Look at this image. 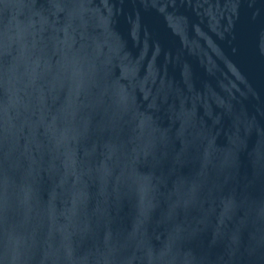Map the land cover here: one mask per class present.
Masks as SVG:
<instances>
[{
	"label": "water",
	"instance_id": "obj_1",
	"mask_svg": "<svg viewBox=\"0 0 264 264\" xmlns=\"http://www.w3.org/2000/svg\"><path fill=\"white\" fill-rule=\"evenodd\" d=\"M0 264H264V0H0Z\"/></svg>",
	"mask_w": 264,
	"mask_h": 264
}]
</instances>
